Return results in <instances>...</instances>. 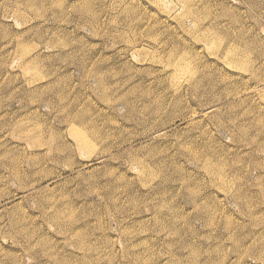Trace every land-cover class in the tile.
I'll use <instances>...</instances> for the list:
<instances>
[{"label":"rangeland","instance_id":"374dc122","mask_svg":"<svg viewBox=\"0 0 264 264\" xmlns=\"http://www.w3.org/2000/svg\"><path fill=\"white\" fill-rule=\"evenodd\" d=\"M0 264H264V0H0Z\"/></svg>","mask_w":264,"mask_h":264},{"label":"bare ground","instance_id":"6f19581e","mask_svg":"<svg viewBox=\"0 0 264 264\" xmlns=\"http://www.w3.org/2000/svg\"><path fill=\"white\" fill-rule=\"evenodd\" d=\"M231 48H233V47H231ZM233 49H234V48H233ZM226 53H227V52H226ZM228 53H229V56H230L231 61H232L233 63H237V64L241 63V64H239L240 66H243V65H244L243 62H242V60L236 56L235 51L230 50V51H228ZM236 66H237V65H236Z\"/></svg>","mask_w":264,"mask_h":264}]
</instances>
